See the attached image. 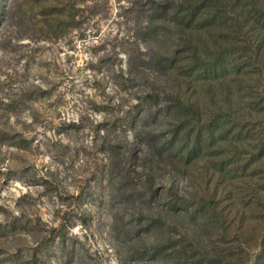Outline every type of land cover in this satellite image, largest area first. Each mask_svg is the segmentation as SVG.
<instances>
[{
    "label": "rangeland",
    "instance_id": "obj_1",
    "mask_svg": "<svg viewBox=\"0 0 264 264\" xmlns=\"http://www.w3.org/2000/svg\"><path fill=\"white\" fill-rule=\"evenodd\" d=\"M166 1L0 0V264H264V0Z\"/></svg>",
    "mask_w": 264,
    "mask_h": 264
},
{
    "label": "trees",
    "instance_id": "obj_2",
    "mask_svg": "<svg viewBox=\"0 0 264 264\" xmlns=\"http://www.w3.org/2000/svg\"><path fill=\"white\" fill-rule=\"evenodd\" d=\"M184 1L183 0H171V1H166L163 3L158 4V6L155 9V15H158L159 17L162 15L160 13H167L168 11H173V14H178L180 12V9H184L185 5H184ZM183 23H177L179 28H183L185 30H189V28H186V26L182 25ZM179 28H177L179 30ZM180 101V100H179ZM180 103L182 105H184L181 101ZM185 107L189 108L191 106L188 105H184Z\"/></svg>",
    "mask_w": 264,
    "mask_h": 264
}]
</instances>
